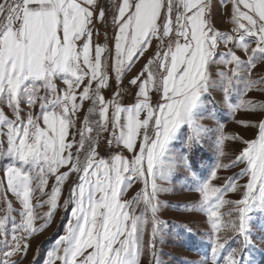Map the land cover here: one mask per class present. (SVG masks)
<instances>
[{"label":"snow or ice","instance_id":"obj_1","mask_svg":"<svg viewBox=\"0 0 264 264\" xmlns=\"http://www.w3.org/2000/svg\"><path fill=\"white\" fill-rule=\"evenodd\" d=\"M228 3L230 32L213 25L215 0H113L111 6L100 0H0V264H19L15 257L27 255L29 241L50 226L73 174L77 181L64 201L73 205L71 218L44 264H142L145 253L149 264H158L155 242L163 235L161 225L167 227L158 217V197L167 190L157 181L175 168L172 146L185 127L189 150L213 131L220 157L227 141L243 145L230 164H216L203 180L185 154L199 200L181 207L198 210L210 226V257L202 264H244L238 249L221 252L233 237H242L247 247L251 214L264 218V115L253 124L238 121L257 130L247 140L225 134L222 124L213 130L201 121L218 120L207 107L217 83L231 113L264 114V102L243 98L253 89L264 93V78L251 75L264 63V0H223L220 7ZM110 7L113 47L94 45L96 25L107 23ZM154 41L152 57L129 80L135 102L123 106L120 85ZM213 65L223 66L219 81L212 78ZM113 75L116 90L106 100L103 90ZM86 101L91 105L81 119ZM240 165L221 186L213 183L220 168ZM137 183L140 190L125 199ZM37 192L47 199L34 204ZM229 192L240 198L225 199ZM9 193L19 204V221ZM45 205L48 211H36ZM37 219L43 220L39 227ZM259 227L264 232V223Z\"/></svg>","mask_w":264,"mask_h":264},{"label":"rangeland","instance_id":"obj_2","mask_svg":"<svg viewBox=\"0 0 264 264\" xmlns=\"http://www.w3.org/2000/svg\"><path fill=\"white\" fill-rule=\"evenodd\" d=\"M217 3H223V0H215ZM108 5H113L112 0L105 1ZM228 4L226 7L221 8L220 11H213V17L215 15L224 16L225 18H229L230 10H228ZM114 7L109 8V16L107 18V26L106 28L98 29V36L100 38V46H107L110 48L108 38L111 35L112 27V13L114 11ZM230 21V20H229ZM216 29L221 30L220 25L214 24ZM106 34V37L104 36ZM95 35V34H94ZM94 43V36H93ZM156 42L154 41L149 50L145 53V55L137 60L134 64L132 71L127 73L123 83L128 85L127 96L129 98V102H125L123 106H130L135 102L134 93L136 89L129 85V80L135 76L143 67V65L150 59L153 55V51L155 49ZM94 45H97L94 43ZM254 46V45H253ZM223 51V49H221ZM237 54L241 56L242 59H246V56L239 49L236 50ZM107 56V53L104 54ZM223 68V66L217 67V65L212 66V78L214 80L219 81V77L217 76V72ZM252 78L253 79H261L264 78V63H258L257 66L252 70ZM115 82L114 75L110 80ZM122 83V84H123ZM59 86L62 87V84ZM221 85L217 83V86L212 89L210 97L207 99L210 101L207 105L210 111H213L217 116L218 120L212 119H203L201 123L213 130H215L219 124L223 125V131L225 134L229 135H239L244 139H252L254 138V134L256 133V129L253 127H245L238 121H245L248 124H253L259 121L262 118L261 113H248L243 110L237 111L235 114L231 113L230 110L224 104V94L221 90ZM238 87L242 88L243 85H239ZM103 95L105 99H110L112 94H107L106 89L103 90ZM244 99H250L254 101L264 102V93H261L257 89H253L249 91L244 97ZM232 102H238V95L234 94L231 97ZM155 102V94L154 101ZM91 102L86 101L84 104V110L80 113L81 119L87 113V109L90 107ZM26 111V109H24ZM7 111V109H6ZM35 113L39 112V109L34 110ZM79 125V121L77 122ZM187 128H183L181 133L178 134V139L173 142V158L176 161V166L173 169L172 173L168 176L166 180H158L157 183L164 189L166 192H162L158 199L160 200L162 207L158 213V217L161 221L167 222V227L163 228V235L157 237L155 242V253L156 260L158 264H202V260L205 257H210V226L206 223V217L201 214L198 210L189 211L185 207L188 206L193 207L199 200L198 193L194 190L193 177L190 172L186 169L183 163V157L187 154V158L191 161L194 169L197 172V175L201 180L207 179L210 176L211 170L215 167L216 164H230L234 159L235 155L241 150L243 147L242 143L239 141L229 140L225 144V156L220 157L216 151L214 138L215 131L209 134L208 137L205 138V141L202 145L197 144L191 150L186 147L185 144V136L187 134ZM78 139V137H77ZM6 147V145H5ZM75 148L73 152L75 153ZM121 154L126 157H129L131 154L128 153L124 149H120ZM2 167V164H0ZM244 165H240L239 167H233L229 169L220 168L217 171V175L220 177L219 180L213 181L216 186H221L224 182L225 178L234 177L238 174L241 168ZM61 171H67L66 168H62ZM0 179H2V171H0ZM77 181V175L73 174L68 180L64 182L62 188V195L59 201L60 206L55 212L54 218L49 227H47L43 232L35 235L30 241V247L27 251V255L19 254L15 259L19 261V264H44L47 253L49 250L54 248L57 237L65 234V228L67 221L71 218L70 209L73 205L69 204L67 207L64 205V201L69 198V189L70 186ZM247 178L239 179L240 184L246 183ZM55 183V178H49L48 186L45 189L47 193L51 192L52 186ZM140 184H134L130 189L127 190L125 194V199H131L135 194L140 190ZM193 189V190H189ZM4 188L0 187V192H3ZM240 198L239 193H227L225 199L228 200H236ZM8 199L13 202V213L14 218L19 221V216L17 212L19 211V204L15 200V198L9 193ZM47 199V196H41L39 192L36 193V198L33 200L34 204L41 203ZM143 207V205H141ZM4 208V204L0 202V218L3 217L4 212L2 209ZM36 211L38 213H43L48 211L47 205L42 208H37ZM221 211H226V209H222ZM139 213V210H137ZM253 216V220L251 221V231L252 237L251 242L249 243V249H258L260 253L264 254V242H262L259 237L264 236V232L260 230V225L264 223V218H262L261 213L253 212L251 214ZM43 223V220L37 219L36 227H39ZM151 225L149 224V229ZM190 230V231H189ZM177 233H179V238L177 237ZM189 235H192L188 237ZM3 236L0 235V240H3ZM198 238V239H197ZM10 239V232H9ZM197 239V244L196 240ZM238 239V238H237ZM145 240H147V235H145ZM243 241V238L240 237L238 241ZM199 243V244H198ZM194 244V245H193ZM234 244V243H233ZM196 245H202L203 248L200 250H195ZM227 245V244H226ZM230 245H228L229 247ZM235 248L236 245L230 246L229 249ZM226 250H222L221 256ZM250 255L247 254L245 257V264H257L258 261L255 259H250ZM59 264V262H57ZM142 264H149V258L147 253H145L144 258L142 260ZM264 264V261H263Z\"/></svg>","mask_w":264,"mask_h":264},{"label":"trees","instance_id":"obj_3","mask_svg":"<svg viewBox=\"0 0 264 264\" xmlns=\"http://www.w3.org/2000/svg\"><path fill=\"white\" fill-rule=\"evenodd\" d=\"M105 1H108V0H105ZM190 236H192V235H189L188 237H190ZM237 238L239 239L240 237H233L232 239H230L228 241L227 245H225V249L224 250L228 249L230 246L236 245V249L239 250L238 251V258L242 259L245 262L244 259H245L246 255L249 254L250 255L249 256L250 259H255L256 258V261H258L257 264H263L264 254L263 253H260L258 249H253V248L252 249H249L250 248L249 245L247 247H245L242 240H240V242L238 241V244H237L236 243V241L238 240ZM197 239L195 240L196 241L195 244H197ZM228 245H230V246L228 247ZM201 248H203L202 245H196L195 250H200ZM226 253L227 252H225L223 255H225Z\"/></svg>","mask_w":264,"mask_h":264},{"label":"crops","instance_id":"obj_4","mask_svg":"<svg viewBox=\"0 0 264 264\" xmlns=\"http://www.w3.org/2000/svg\"><path fill=\"white\" fill-rule=\"evenodd\" d=\"M101 4H104L105 0H100ZM228 10L231 9V3H228ZM221 7H220V3H217L215 2L214 6H213V11H220ZM114 12V11H113ZM109 13L107 14V18L109 16ZM113 15V13H112ZM111 15V16H112ZM214 19V24L216 25H220L221 26V30L224 31V32H230V30L232 29L233 25L231 24V22L229 21V18H225L224 16H220V15H215L213 17ZM107 26V23L103 26H101L99 23H97L96 27H99L100 29H103V28H106ZM111 35L106 38V40L108 41V44L110 46V48L113 47V43H112V36H113V32H114V29H113V26H112V23H111ZM106 37V35H104Z\"/></svg>","mask_w":264,"mask_h":264},{"label":"built area","instance_id":"obj_5","mask_svg":"<svg viewBox=\"0 0 264 264\" xmlns=\"http://www.w3.org/2000/svg\"><path fill=\"white\" fill-rule=\"evenodd\" d=\"M112 2H113V0H112ZM94 43L97 45H100V38L96 34L94 35ZM110 85L111 86L106 89L107 94H112L116 90V83L115 82L110 81ZM120 87L125 90V92L123 94V98L120 99V101H119L123 105V103L129 102V98H128L127 93H126L127 89H128V85L126 83H123L120 85ZM104 151H107V149L105 148ZM101 154L103 155V152Z\"/></svg>","mask_w":264,"mask_h":264},{"label":"bare ground","instance_id":"obj_6","mask_svg":"<svg viewBox=\"0 0 264 264\" xmlns=\"http://www.w3.org/2000/svg\"><path fill=\"white\" fill-rule=\"evenodd\" d=\"M124 104V103H123Z\"/></svg>","mask_w":264,"mask_h":264}]
</instances>
